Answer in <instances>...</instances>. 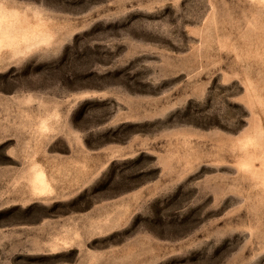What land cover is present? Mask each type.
<instances>
[{
	"label": "rangeland",
	"instance_id": "374dc122",
	"mask_svg": "<svg viewBox=\"0 0 264 264\" xmlns=\"http://www.w3.org/2000/svg\"><path fill=\"white\" fill-rule=\"evenodd\" d=\"M0 24V264H264V0Z\"/></svg>",
	"mask_w": 264,
	"mask_h": 264
},
{
	"label": "bare ground",
	"instance_id": "6f19581e",
	"mask_svg": "<svg viewBox=\"0 0 264 264\" xmlns=\"http://www.w3.org/2000/svg\"><path fill=\"white\" fill-rule=\"evenodd\" d=\"M1 25H2V24H0V26H1ZM7 33H10L9 30H6V28H1V27H0V40H1L2 38H4V36H5Z\"/></svg>",
	"mask_w": 264,
	"mask_h": 264
}]
</instances>
